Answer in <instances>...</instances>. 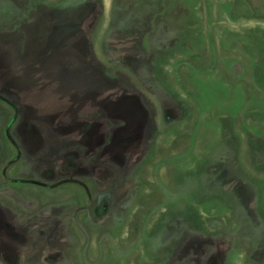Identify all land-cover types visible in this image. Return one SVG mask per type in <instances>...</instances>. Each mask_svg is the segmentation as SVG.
<instances>
[{
  "label": "rangeland",
  "instance_id": "374dc122",
  "mask_svg": "<svg viewBox=\"0 0 264 264\" xmlns=\"http://www.w3.org/2000/svg\"><path fill=\"white\" fill-rule=\"evenodd\" d=\"M0 264H264V0H0Z\"/></svg>",
  "mask_w": 264,
  "mask_h": 264
}]
</instances>
